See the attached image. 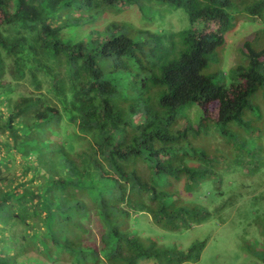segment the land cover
<instances>
[{
  "label": "trees",
  "instance_id": "trees-1",
  "mask_svg": "<svg viewBox=\"0 0 264 264\" xmlns=\"http://www.w3.org/2000/svg\"><path fill=\"white\" fill-rule=\"evenodd\" d=\"M119 2L183 9L189 25L98 31ZM232 7V0H0V264L200 259L207 240L186 250L160 245V233L209 217L192 201L215 173L201 162L228 159L189 145L190 136L239 133L249 150L257 139L246 121L256 115L264 123V27L227 73L204 74L233 26ZM241 14L264 25V0L247 1ZM185 108L198 109V122L170 130ZM232 160L220 182L238 191L236 178L259 173L248 171L249 159ZM141 215L151 219L147 238Z\"/></svg>",
  "mask_w": 264,
  "mask_h": 264
},
{
  "label": "rangeland",
  "instance_id": "rangeland-1",
  "mask_svg": "<svg viewBox=\"0 0 264 264\" xmlns=\"http://www.w3.org/2000/svg\"><path fill=\"white\" fill-rule=\"evenodd\" d=\"M247 1L252 2L253 0H232L233 7L230 9V13L234 15L233 26L226 32L224 46L210 60V65L204 71V74L227 73L239 62L238 60L241 58L239 48L242 44L246 43V40H251L250 38L257 28L260 30L261 27H264L263 20L260 18L254 19L250 16L249 21H246V17L241 14V7L246 6ZM155 3L169 9L168 6L160 2ZM140 7L144 9V13L141 12ZM167 9L153 11L144 8V6H139L138 3L132 5L127 2H119L106 12V18L96 22L99 24L95 28L100 32H104L108 26L118 24L160 31L164 29L182 30L189 25L188 17L183 9H170V11ZM149 17L152 20H149ZM97 35L98 33L95 30L93 37L95 38ZM249 35H251L250 38ZM221 61L222 63H220ZM225 81L226 79L220 75L218 82L224 83ZM23 87L27 88L29 86L24 85ZM257 98L258 96L253 100L257 102ZM188 109L183 110L188 118L186 116V118H183L184 115H182L176 123L169 126L170 130L177 129L179 123L198 122L200 118V116L198 117V109ZM246 122L249 126V133L253 132L257 139L253 143L254 145L249 146V150L244 149L240 134L236 131L237 134L233 137L221 136L222 139L218 137L212 139L210 136L205 135L195 136L192 134L190 136L189 145L200 147L210 155L226 153L228 159L225 163L220 162L219 159L206 161L202 159L204 161L201 162L209 171L212 170L215 173L211 174L207 181L205 180L198 185L192 201L209 212V217L203 222L193 219L192 227L181 232L164 231L160 233V245L179 250H186L198 240H207L200 259L184 264H264L262 253H256L252 250L264 249V236L261 234L262 230L264 231V224L262 223L264 221V123L258 120L256 115L255 118ZM236 156L250 160L248 166L250 173H259V175L252 176L242 175L239 181L236 178V183L239 184L242 181V185L239 184L238 191L236 188H230L227 184L222 185L220 182L221 172L232 166V157ZM229 181L230 178L227 179V182ZM241 195L244 198H240ZM141 222L144 224V233H149L151 228L150 217L141 215ZM142 236L147 238L150 235L145 233ZM153 237L152 241H156V246L158 248L162 247L157 240L158 235L153 233ZM152 241L145 242L151 245ZM243 244L248 245L250 249L245 250ZM141 264H157V262L155 259H142Z\"/></svg>",
  "mask_w": 264,
  "mask_h": 264
}]
</instances>
